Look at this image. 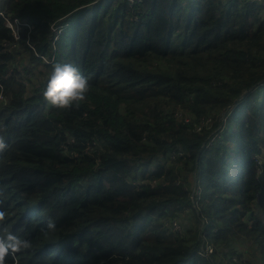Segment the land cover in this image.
<instances>
[{
    "label": "trees",
    "instance_id": "trees-1",
    "mask_svg": "<svg viewBox=\"0 0 264 264\" xmlns=\"http://www.w3.org/2000/svg\"><path fill=\"white\" fill-rule=\"evenodd\" d=\"M0 12V236L31 241L10 251L17 264H264L262 4L0 0ZM16 20L33 32L17 36ZM35 53L55 55L46 72ZM57 62L87 78L83 101L46 100Z\"/></svg>",
    "mask_w": 264,
    "mask_h": 264
},
{
    "label": "clouds",
    "instance_id": "clouds-1",
    "mask_svg": "<svg viewBox=\"0 0 264 264\" xmlns=\"http://www.w3.org/2000/svg\"><path fill=\"white\" fill-rule=\"evenodd\" d=\"M0 15H3L0 12ZM7 26L13 30L17 34V36H22V28L28 29L29 33H32L34 30V26L27 20H16L15 22L7 21ZM67 27L64 24L60 25H52L51 29L54 32L55 36L50 39L52 45L58 41V34ZM15 34V38H18ZM29 48L32 50V45L29 44ZM35 56L41 60L42 64H38L37 60H31L29 63L31 66H36L39 71L46 72L47 66L51 65L55 61V55H44L37 54ZM44 58H47V61H43ZM27 61V60H26ZM43 65V67H42ZM25 74L29 77L30 82H34L37 80V77H33L29 73L24 71L21 72V75ZM35 78V79H34ZM89 84L88 80L85 76H83L79 70L70 63H60L57 62L53 65L51 73L48 77L47 86L43 92L46 100L54 106L64 108L73 103L83 101L85 99L86 92L88 91ZM243 97L241 100H244ZM239 102H236L234 106L230 109V113L233 112L239 107ZM228 110V108H227ZM227 121V114L222 119L223 123ZM216 133H212V136ZM2 147V145H0ZM259 160L256 162V168L258 170V174L261 175L264 172V151H262L259 155ZM54 222L49 221L47 224L48 229H54ZM31 247V241L27 239H22L11 232L6 233L4 237L0 236V264H17V258L14 253L10 251H21ZM210 252L212 249H208ZM10 253L13 257V262L11 263H3V257ZM101 264H109L107 260H103Z\"/></svg>",
    "mask_w": 264,
    "mask_h": 264
},
{
    "label": "rangeland",
    "instance_id": "rangeland-1",
    "mask_svg": "<svg viewBox=\"0 0 264 264\" xmlns=\"http://www.w3.org/2000/svg\"><path fill=\"white\" fill-rule=\"evenodd\" d=\"M15 53H16V58H15V63L17 64V65H19V66H21V65H24L25 63H27L28 62V58H30V54L24 49V47H22L21 46V48H18V50H16L15 51ZM27 60V61H26ZM48 59L47 58H44L43 59V61L45 62V61H47ZM42 67H43V65H42ZM44 68V67H43ZM32 74H34L33 72H32ZM22 77H23V79L25 80V81H29V77L27 76V75H25V74H22ZM34 77V76H33ZM38 77V76H37ZM35 79V78H34ZM224 111V110H223ZM189 214H190V216H191V218H193V215L191 214V212H189ZM195 215H196V217L197 218H199L200 219V221H202L203 220V217H202V215H201V209L200 208H198V209H196V212H195ZM186 225V221H185V217H181L180 218V220L179 221H177V223H176V227L177 228H180V227H183V226H185ZM185 227H189L188 225L187 226H185ZM190 229V228H189ZM230 248H235V245L234 244H230V246H229ZM236 252H238V251H236ZM247 257H249V258H251L248 254H245ZM248 260H250V259H248Z\"/></svg>",
    "mask_w": 264,
    "mask_h": 264
},
{
    "label": "built area",
    "instance_id": "built-area-1",
    "mask_svg": "<svg viewBox=\"0 0 264 264\" xmlns=\"http://www.w3.org/2000/svg\"><path fill=\"white\" fill-rule=\"evenodd\" d=\"M251 3L262 4L264 6V0H248Z\"/></svg>",
    "mask_w": 264,
    "mask_h": 264
}]
</instances>
